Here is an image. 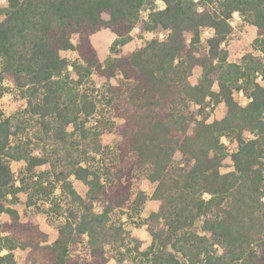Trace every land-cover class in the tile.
<instances>
[{
  "label": "trees",
  "instance_id": "1",
  "mask_svg": "<svg viewBox=\"0 0 264 264\" xmlns=\"http://www.w3.org/2000/svg\"><path fill=\"white\" fill-rule=\"evenodd\" d=\"M4 3L0 97L24 100L36 127L28 135L0 114V216L13 219L0 221V264H16V244L7 234L20 226L19 216L4 203L20 191L59 221L47 247L48 264H264V62L248 54L232 63L225 49L237 13L255 28V51L264 57V0ZM103 27L114 35L113 48L130 42L135 28L164 35L101 61L91 37ZM205 31L211 35L204 39ZM196 65L201 76L191 84ZM90 76L104 81L96 94L79 90ZM236 92H243L246 105L235 100ZM221 103L225 116L208 122ZM95 114L117 121L91 132L85 124ZM110 130L120 139L104 147L99 138ZM222 137L235 144L233 151ZM177 153L181 163L173 165ZM227 158L232 170L222 173ZM13 161L25 164L19 187ZM49 164L57 171H51L47 188L45 172L37 168ZM142 167L156 186L150 197L139 193V206L147 199L158 202L149 215L148 246L126 228ZM74 181L86 188L84 195ZM197 224L199 232L192 230ZM24 226L39 233L31 222Z\"/></svg>",
  "mask_w": 264,
  "mask_h": 264
},
{
  "label": "rangeland",
  "instance_id": "2",
  "mask_svg": "<svg viewBox=\"0 0 264 264\" xmlns=\"http://www.w3.org/2000/svg\"><path fill=\"white\" fill-rule=\"evenodd\" d=\"M5 6L4 0H0V9ZM156 7L162 9L164 5L160 2H156ZM147 15V11L141 12V17L145 18ZM1 19V15H0ZM103 19L106 22L108 20L107 15H103ZM231 25L233 31L231 35L228 37L227 42L225 44V49L228 54V61L232 63L239 64L242 62V59L248 54L253 55L255 58L262 59L264 62V57L261 53L255 51V37L256 30L253 26L244 23L239 15L235 13L231 20ZM164 33L161 31H155L150 33H139L138 28H135L131 32V40L124 46H118L113 48L114 35L107 29L103 27L98 33L94 34L91 38L92 44L98 52L99 58L101 61H105L110 55L113 53H118L119 55L126 54L128 52H132L144 46L149 40L156 37H163ZM211 35L210 31H205L203 38H207ZM204 43V42H203ZM204 45V44H203ZM204 46H202V50ZM68 59L73 60L75 58V54L73 53H64ZM71 70V68H69ZM202 69L199 65H196L192 71V75L190 77V83L196 84L201 76ZM75 79V78H74ZM260 83L261 77L257 79ZM104 81L97 79L95 76H90L87 78L79 87L81 92H87L89 94H96L99 91L101 85ZM115 83V82H114ZM235 100L241 104L246 105L249 101L243 92H236L234 94ZM198 109L197 106H192L191 111L196 113ZM226 107L223 103L217 105L213 112L211 113L208 122L213 120H219L225 116ZM0 114L4 117H12L16 124L22 125L24 127V131L26 134L30 135V133L35 132L36 123L33 118L29 117L28 114L25 113V101L17 99L12 94H5L0 97ZM200 118V116H197ZM100 119L101 122H98ZM117 120H111L107 115H104L103 118H100L99 114H95L87 120L85 127L87 130L91 132H99L102 130L104 126H109L113 122ZM120 123V121H118ZM106 128V127H104ZM73 128H68V132L70 133ZM33 135V134H32ZM36 144H41V142L36 139L34 136L31 137ZM120 139V136L114 130L105 131L99 138V143L104 147H113ZM221 141L227 146L229 152L235 149V144L233 142L228 141L227 138L222 137ZM92 140H89V144ZM88 144V145H89ZM82 149H86L84 144H82ZM90 148V146H89ZM88 148V149H89ZM47 149L50 150V153L53 149V145L50 143ZM48 150V151H49ZM34 155L39 156L41 153L39 150L33 152ZM94 155V154H92ZM181 163V155L177 153L174 157L173 165H178ZM57 166L52 167L50 164L47 166H42L37 168L38 172H45L46 176V185L47 188H50L49 182H53V178L51 175V171H57ZM11 168L14 174V184L15 187L20 186L19 180L25 173V164L22 161L11 162ZM232 170V162L229 158H227L220 171L222 173H226ZM149 172L148 167H142L136 171L135 178L132 186V207L134 212L131 213L132 220L127 223L126 228L130 229L133 235L139 237L145 246H148L151 242V236L148 230V226H151L149 221V215L156 211L158 208V202L153 201L151 199H147L142 206H139L140 202L136 199L139 193H144L148 197H150L155 189L156 184L151 183L147 179V175ZM74 186L77 191L84 195L86 192V188L82 186L80 183L74 181ZM59 190L57 189L55 194H58ZM16 199L12 200V198H8L5 201V206L9 209H13L17 212L19 216L20 226L14 225L11 229L8 230V237L12 239L13 243L16 244L14 249L12 250V254L14 256V260L16 264H48L47 262V252L48 246L53 243V241L57 237V230L59 228V221L56 217L48 216L44 212H42V207L40 206V201H34L33 198H29L23 192H18L16 195ZM39 198V197H38ZM49 205L46 204L45 208ZM1 222L11 223L13 221L8 214H2L0 216ZM31 222V224L39 230V233H35L32 230L27 229L24 225ZM200 224H197L192 230L199 232ZM7 253V250H2L1 254L4 255ZM108 264H117L114 261H110ZM122 264H132L131 262H124Z\"/></svg>",
  "mask_w": 264,
  "mask_h": 264
},
{
  "label": "crops",
  "instance_id": "3",
  "mask_svg": "<svg viewBox=\"0 0 264 264\" xmlns=\"http://www.w3.org/2000/svg\"><path fill=\"white\" fill-rule=\"evenodd\" d=\"M92 38V37H91ZM91 42H92V40H91ZM95 48V47H94Z\"/></svg>",
  "mask_w": 264,
  "mask_h": 264
}]
</instances>
